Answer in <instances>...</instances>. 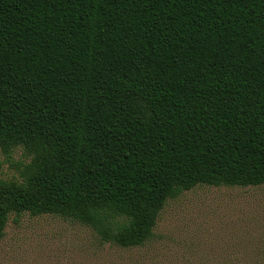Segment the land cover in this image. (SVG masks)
Listing matches in <instances>:
<instances>
[{
  "label": "trees",
  "instance_id": "16d2710c",
  "mask_svg": "<svg viewBox=\"0 0 264 264\" xmlns=\"http://www.w3.org/2000/svg\"><path fill=\"white\" fill-rule=\"evenodd\" d=\"M0 148V244L30 213L141 246L185 191L264 185V0H0Z\"/></svg>",
  "mask_w": 264,
  "mask_h": 264
},
{
  "label": "rangeland",
  "instance_id": "374dc122",
  "mask_svg": "<svg viewBox=\"0 0 264 264\" xmlns=\"http://www.w3.org/2000/svg\"><path fill=\"white\" fill-rule=\"evenodd\" d=\"M22 149L0 148V179H20ZM12 215L0 264L264 263V185H198L171 199L154 237L141 246L102 242L88 226L59 215Z\"/></svg>",
  "mask_w": 264,
  "mask_h": 264
}]
</instances>
